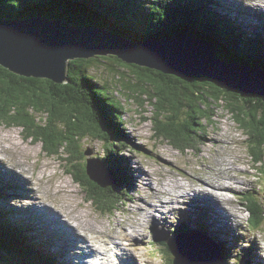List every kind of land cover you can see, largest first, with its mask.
I'll list each match as a JSON object with an SVG mask.
<instances>
[{
    "label": "rangeland",
    "instance_id": "374dc122",
    "mask_svg": "<svg viewBox=\"0 0 264 264\" xmlns=\"http://www.w3.org/2000/svg\"><path fill=\"white\" fill-rule=\"evenodd\" d=\"M214 2L211 5L212 10L216 11L220 17L228 18L231 23L229 28L239 44L242 45V41L247 40L246 31L264 35V0H214ZM124 16L123 23H129L127 20L134 21V18L129 15ZM90 26L105 30L98 25L90 24ZM211 34L217 43H221V35L215 31ZM210 45L216 53L219 48H216L213 42ZM240 54L245 55L243 52ZM94 65L90 73L98 86L122 105L120 107L122 129L124 128L123 131L129 138L118 139V148L124 149L125 158L121 160V168L125 171L121 168L116 171L119 176L125 178L124 193L108 192L104 197H100L97 188L89 184L83 176L82 168L87 158H96L100 155L98 159L103 160L101 156L108 146L100 140L87 137L77 141L72 162L69 163L65 159L66 153L61 151L58 154H47L41 148V142L37 143L28 138V132L21 131L22 127L9 125L0 118V158H2L0 161V210H10L11 222L16 223L29 244L37 251V256L43 251L42 255L48 254L56 258L52 261L55 262L54 264L71 263L74 259L67 256L69 252L74 254V247L66 245L61 240V234H67L69 230L62 221L57 220L59 212L75 221V226L81 232L88 231L92 235L96 232L88 222L97 225V232L101 234L119 231L122 224L139 225L137 222H143V226H138L141 231L137 237V244L126 245V248L133 252V258H128L133 261V264H168L170 254L166 251V245L175 246L173 241L177 233H181L178 227L182 221L193 228L189 231H199L207 237L209 233H212L216 243L220 241L224 244L226 255L223 256V264H264V221L254 229L247 220L251 214L248 207L250 197H256L264 208V156L259 162L252 158L248 134L234 116L224 109L221 102H214L212 107L207 109L203 106L195 107L194 103L186 101L178 108L179 114L176 121L185 118L187 120L189 111H192L196 120L199 114L206 120L201 118L204 123L201 124L198 120L199 123L193 127L190 145L176 147L169 139L157 134L154 129V122L157 120L162 122L170 120L172 115V111L168 108L171 105L170 101H166L165 108H161L155 104V100L149 99L147 94L138 92L144 91L143 87L151 93L154 92L152 86H156L155 80L159 78L142 70L149 67L130 63L129 65H134L137 70L134 72L108 57L96 59ZM138 78L142 80L139 81ZM144 82L149 84H143ZM238 106L239 109L243 107L240 103ZM258 112L262 111L258 110L256 115ZM36 115L40 120L44 116ZM113 134L121 135L114 132ZM112 142L117 144L115 140ZM88 149L91 153L84 155ZM81 155L82 159H80ZM117 161L119 162V158ZM16 165L26 169L28 174L38 182L37 187L42 192L39 196L33 195L22 182V178L17 176L16 171L18 172L19 169ZM71 165L73 167L67 169ZM112 167L117 168L116 165ZM71 169L79 171L81 179L87 184L86 193L80 184L73 180V175L69 172ZM49 170L54 175H50ZM228 177L233 179L236 187L225 193V200L222 201L229 215L230 210L235 213L234 219L229 224L225 222L226 211L218 216L215 208L199 203L197 198H194L193 192L188 201L174 205L172 211H161L165 208L159 206L154 210L157 212L154 218L155 226L147 223L146 214L149 210L147 204L152 202L153 199L150 198L155 196L152 187L156 186L159 189L157 196L164 200L166 191H163L162 187L169 182L193 183L198 188L200 186L195 182L197 179L209 178L207 182L212 186L219 185L221 182L230 185ZM26 185L30 186L28 183ZM178 186L174 187L172 195L181 192L182 185L178 183ZM22 191L25 193L21 194ZM102 192L104 193L103 190ZM182 192L186 193V191ZM88 194H95L98 201L94 203L89 200ZM123 197L124 200L119 202ZM42 199H46L49 205H42ZM34 200L37 201L34 203ZM111 206H114V209L107 211ZM41 208L44 209L43 213L39 211ZM45 209L50 213L47 214ZM82 220L89 226H85ZM199 227H203L209 233L206 235ZM79 230L76 231L79 232ZM75 232L72 233L77 238ZM77 235L80 236L78 242L82 243V234L77 233ZM202 235H200L201 238ZM23 246L27 248L22 243L21 247ZM3 259H11V264H23V259L20 261L16 258V254L5 247L0 248V261ZM85 261L91 264L90 257H87Z\"/></svg>",
    "mask_w": 264,
    "mask_h": 264
},
{
    "label": "trees",
    "instance_id": "16d2710c",
    "mask_svg": "<svg viewBox=\"0 0 264 264\" xmlns=\"http://www.w3.org/2000/svg\"><path fill=\"white\" fill-rule=\"evenodd\" d=\"M212 3H215L214 0H0V20L28 19L40 15L60 19L73 26L98 25L133 41H149L186 34L208 43L213 42L216 48H219L216 54L223 60L264 70V35L250 37L258 35L257 32L246 31L247 40H243L242 45L239 44L229 28L231 23L228 18L220 17L214 12ZM126 14L134 18V21L127 20L129 23H123ZM214 31L221 35V43L212 38L211 33ZM242 52L245 55L240 54ZM101 57L113 59L130 71L137 72L134 65L126 64L118 57ZM98 58L100 57L69 60L66 82L62 83H55L46 78L24 77L0 66V118L9 125L22 127L21 131L28 132V138L41 142V148L47 154H58L61 151L66 153L65 159L69 163L72 162L77 141L87 137L98 139L108 146L101 156L103 161L110 167L116 165L118 169L121 168L124 156L123 150L118 148V139L127 138L122 129V105L119 107L120 102L103 92L91 76L90 69L95 66V60ZM142 70L159 79L155 80L156 86L150 84L154 92L151 93L145 87L144 91L138 92L147 94L149 99L155 100L158 107L165 108L166 101L171 104L168 107L172 111L170 120L154 122L157 134L169 139L176 147H186L190 145L193 127L199 123L198 120L203 124L201 118L205 117L199 114L196 120L192 111H189L187 120L185 118L176 121L178 108L186 101H191L195 107L203 106L207 109L212 107L214 102H221L224 109L231 113L247 132L253 159L257 162L263 159L264 98L256 96L249 101L250 98L247 99L246 94L227 89L211 79H203L202 76L183 79L148 68ZM239 103L242 104V109L238 108ZM186 106L190 107L189 104ZM258 110L262 112L256 115ZM36 114L44 116L40 120ZM113 132L121 135L115 136ZM114 139L117 144L112 142ZM72 167L71 165L67 169ZM65 172L67 173V170ZM69 172L86 193L87 184L81 179L79 171L71 169ZM82 173L86 181L97 188L100 197H104L108 192L124 193V178L119 176V173H113L115 184L106 188L99 187L88 178L85 164ZM126 193L128 194L127 191ZM88 199L94 203L98 201L95 194H88ZM123 200L124 197L119 202ZM249 201L251 214L247 220L250 226L256 229L264 221V208L256 197H250ZM112 209L114 206L109 207L107 211ZM9 212V209L0 210V248L11 250L17 259H23V264H54L52 261L56 258L51 255L47 254L49 258L45 262V254L37 256V251L29 244L16 223L11 222L10 227H7L4 218L10 216ZM187 225L182 221L178 227L179 231L186 230ZM199 229L206 235L209 233L203 227ZM209 237L215 238L212 233H209ZM22 243L27 248L21 247ZM216 244L225 256L224 244L220 241ZM166 247L171 248L167 245ZM167 252L171 254L169 250ZM170 258L172 259V255ZM0 264H11V259H3ZM168 264H171L170 259Z\"/></svg>",
    "mask_w": 264,
    "mask_h": 264
},
{
    "label": "water",
    "instance_id": "95a60500",
    "mask_svg": "<svg viewBox=\"0 0 264 264\" xmlns=\"http://www.w3.org/2000/svg\"><path fill=\"white\" fill-rule=\"evenodd\" d=\"M210 44L180 34L132 41L90 25L73 26L60 19L48 21L39 16L20 21L0 20V65L21 76L62 83L68 60L114 55L126 64H139L183 79L202 76L227 89L238 90L247 98H264V72L221 59ZM90 153L89 149L84 152ZM105 165L98 158L86 159L87 176L101 188L115 184L113 173ZM200 235L188 228L177 233L171 248L172 264H223L219 246Z\"/></svg>",
    "mask_w": 264,
    "mask_h": 264
},
{
    "label": "bare ground",
    "instance_id": "6f19581e",
    "mask_svg": "<svg viewBox=\"0 0 264 264\" xmlns=\"http://www.w3.org/2000/svg\"><path fill=\"white\" fill-rule=\"evenodd\" d=\"M236 1H238V0H236ZM135 8L137 9V7H135ZM37 16L43 17V18H45L48 21L57 20L56 18H47V17L40 16V15H37ZM30 18H28V19H30ZM18 20L20 21V20H27V19H18ZM257 34L258 35H256V36H250V37H259L261 33H257ZM177 35H179V34H175L174 37L177 36ZM180 35L186 36L184 34H180ZM187 37L195 38V37L190 36V35H187ZM165 38H167V37H165ZM153 40H155V39H153ZM99 57L100 58H98V59L100 60L102 57L101 56H99ZM252 68L259 69V70L264 72V70L260 69L259 67H253L252 66ZM14 143H16V142H14ZM98 157H100V155H98L96 158H98ZM1 160H2V158H0V161ZM8 165H10V164H8ZM14 166H15V164H14ZM17 167L19 169L18 172L16 171L17 176L22 178V182L25 183V186L30 190V192L33 193V195L37 194L39 196V193H42V192L40 191L39 187H37V183L38 182L34 179V177L32 175L28 174V171L26 169L20 168V166H17ZM105 168L111 173H114V172L118 173V171H116L118 169V167L114 168V167H108L107 165H105ZM121 169L123 171H125V169H123V168H121ZM49 174L50 175H54V173L51 172L50 170H49ZM228 179L230 180V183H231L230 185L224 184V182H221L219 185H214V186H212L209 182H207V180H209V178L207 180L197 179V180H195V182L197 183L198 186H200L198 188L196 186H194L193 183L192 184H183L180 181H174L172 183L169 182V184H167L166 186L162 187V190L166 191V197H165L164 200L159 199L158 198L159 195L157 196V193H158L159 189L156 186H155V188L152 187V192H153V194L155 196L150 198L151 200L152 199L153 200H152V202L147 204V207L149 209L147 214H146L147 215V219H146L147 223H150V224L155 226L154 218H155V214L157 216V212H154V210L157 209L159 206L165 208V209H163L161 211H172L173 208H174V205L180 204L183 201H188L189 198H190L191 192H193L194 198H197L199 203H204L209 208H215L216 209L215 213L218 216H220L223 211H226L227 215L225 217L226 218L225 222L227 224H229L231 222V220L234 219V216H235L234 214L235 213L232 212L233 210H230V215H229L228 214L229 211L227 212L226 205L223 204L224 202L222 203V201L225 200V198H224L225 193L227 194L228 191L234 190V188H236V187H235V182L232 181L233 179L231 177H228ZM27 183L30 184V186H27L26 185ZM178 183L182 185L181 186L182 190H181V192L179 194L172 195V191H173L174 187L178 186ZM61 189H63V188H61ZM216 190H218V191H216ZM53 191L56 192V190H53ZM182 191H186V193H184ZM23 193H25V192L22 191L21 194H23ZM69 194L71 195V193H69ZM66 195H68V194H66ZM221 196H223V197L220 198ZM40 198H42V197H40ZM229 200H231V199H229ZM35 201H37V200H34V203H35ZM42 205H45V206L49 205L46 202V199H42ZM146 209L147 208H145V210ZM45 210H46L47 214L50 213V212H48L47 209H45ZM39 211L43 213L44 209L41 208V209H39ZM234 211L236 212V209ZM240 211H242V210H240ZM11 220H10V217L5 216L4 221L6 222L7 227H10ZM57 220L58 221H62L63 225L66 226L68 228V230H69V233L64 234V235H63V233L61 234L62 235V239L61 240L66 245L74 247V254L69 252V254L67 255L68 257H72L74 259L72 260L71 263H66L65 262V264H89L88 261H85L87 259V257H90L91 264H95V261H93L94 259L95 260L98 259V262H97L98 264H118V263H123V264H129L130 263V264H133L132 263L133 261L128 260L129 257L133 258V252L129 251V249L126 248V245H132L133 246V245L137 244V239H138L137 237L139 236L140 231H141V230L139 231L138 226H140V225L143 226L144 225L143 222H137V223H139V225H136V224L135 225L122 224V226L120 227L121 229L119 231L118 230L115 231V232H110L109 231V232L103 233V234L97 232L98 231L97 230L98 229L97 225H93L90 222H88L91 225V228L94 230V232H96V233H94V235H92L88 231H86L85 233L81 232L75 226L76 225L75 221L69 219L68 216H66V215L60 214L59 212L57 214ZM82 222H83V224L85 226H87V227L89 226V225L86 224L87 222L85 223L83 220H82ZM27 226H28V224H27ZM186 228L193 229L192 227H190V225H188V227H186ZM76 230H79V232H77ZM72 232H75V235L77 236V238L74 237ZM156 232H158V231H156ZM77 233H81L82 234V243L78 242V239H80V236H78ZM144 237H146V236H144ZM209 242H210V244L214 245L216 243V239L215 238H213V239L210 238ZM121 243H122V245H121ZM255 246H257V244H255ZM135 248H136V246H135ZM166 250L167 251L169 250L170 253H171V250H170L169 247H166ZM256 252H258V251H256ZM42 253H43V251L39 252V255L42 256ZM138 255L140 256V254H138ZM170 256H171V254H170ZM47 259H48V255L45 254V258L43 259V261L45 262V261H47ZM169 259L172 260L171 258H169ZM134 262H135V260H134ZM135 264H138V263H135Z\"/></svg>",
    "mask_w": 264,
    "mask_h": 264
},
{
    "label": "clouds",
    "instance_id": "9594fccd",
    "mask_svg": "<svg viewBox=\"0 0 264 264\" xmlns=\"http://www.w3.org/2000/svg\"><path fill=\"white\" fill-rule=\"evenodd\" d=\"M127 39V38H126ZM114 56V55H113ZM96 57V56H95ZM116 57V56H115ZM69 61V60H68ZM67 61V62H68ZM226 61V60H225ZM229 62V61H228ZM239 64V63H238ZM66 67H67V65H66ZM91 74V73H90ZM92 76V75H91ZM25 77V76H24ZM65 77H66V73H65ZM49 80V79H48ZM52 81V80H51ZM64 82H66V79H65V81ZM248 99V98H247ZM119 107L121 106V104H119L118 105ZM190 113V112H189ZM188 113V114H189ZM124 132V131H123ZM125 133V132H124ZM126 134V133H125ZM127 135V134H126ZM128 139V135H127V138L125 137V140H127ZM115 140V139H114ZM114 140H112V141H114ZM115 141H117V140H115ZM114 143V142H113ZM122 150H124V149H122ZM123 152V151H122ZM123 154V153H122ZM85 155V154H84ZM124 156V155H123ZM252 156V155H251ZM124 158H125V156H124ZM123 158V159H124ZM253 158V157H252ZM103 161V160H102ZM86 162V161H85ZM105 162V161H104ZM105 164L107 165V166H109L106 162H105ZM85 165H86V163H85ZM110 167V166H109ZM85 171H86V168H85ZM114 176V175H113ZM89 178V177H88ZM93 182V181H92ZM109 187V186H108ZM106 188V187H105ZM263 215H264V213H263ZM188 226V225H187ZM171 248H172V246H171ZM171 248H170V250H171ZM171 254H172V252H171ZM173 255V254H172ZM172 258H173V256H172Z\"/></svg>",
    "mask_w": 264,
    "mask_h": 264
}]
</instances>
